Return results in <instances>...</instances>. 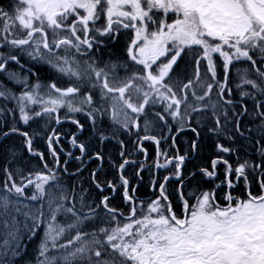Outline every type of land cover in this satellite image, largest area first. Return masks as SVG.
I'll use <instances>...</instances> for the list:
<instances>
[{
	"label": "snow or ice",
	"instance_id": "1",
	"mask_svg": "<svg viewBox=\"0 0 264 264\" xmlns=\"http://www.w3.org/2000/svg\"><path fill=\"white\" fill-rule=\"evenodd\" d=\"M0 264H264V0H2Z\"/></svg>",
	"mask_w": 264,
	"mask_h": 264
},
{
	"label": "trees",
	"instance_id": "2",
	"mask_svg": "<svg viewBox=\"0 0 264 264\" xmlns=\"http://www.w3.org/2000/svg\"><path fill=\"white\" fill-rule=\"evenodd\" d=\"M0 2H2V0H0Z\"/></svg>",
	"mask_w": 264,
	"mask_h": 264
}]
</instances>
